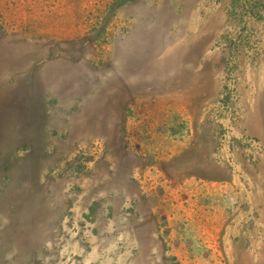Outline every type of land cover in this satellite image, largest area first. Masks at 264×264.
<instances>
[{
    "label": "rangeland",
    "instance_id": "1",
    "mask_svg": "<svg viewBox=\"0 0 264 264\" xmlns=\"http://www.w3.org/2000/svg\"><path fill=\"white\" fill-rule=\"evenodd\" d=\"M0 264H264V0H0Z\"/></svg>",
    "mask_w": 264,
    "mask_h": 264
},
{
    "label": "trees",
    "instance_id": "2",
    "mask_svg": "<svg viewBox=\"0 0 264 264\" xmlns=\"http://www.w3.org/2000/svg\"><path fill=\"white\" fill-rule=\"evenodd\" d=\"M124 1H126V0H121V3L124 2Z\"/></svg>",
    "mask_w": 264,
    "mask_h": 264
}]
</instances>
